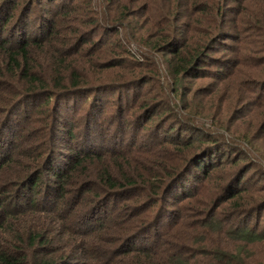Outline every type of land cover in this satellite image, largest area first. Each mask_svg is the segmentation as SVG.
<instances>
[{
    "label": "trees",
    "instance_id": "trees-1",
    "mask_svg": "<svg viewBox=\"0 0 264 264\" xmlns=\"http://www.w3.org/2000/svg\"><path fill=\"white\" fill-rule=\"evenodd\" d=\"M258 141L264 0H0V264H264Z\"/></svg>",
    "mask_w": 264,
    "mask_h": 264
},
{
    "label": "rangeland",
    "instance_id": "rangeland-1",
    "mask_svg": "<svg viewBox=\"0 0 264 264\" xmlns=\"http://www.w3.org/2000/svg\"><path fill=\"white\" fill-rule=\"evenodd\" d=\"M129 50L132 52V53H134L135 52V47H134V45L133 44H129ZM112 97V100H114V96H111ZM110 107L111 106H108L107 107V110H110ZM201 121L205 124V125H207L209 122H210V120L208 119V118H206V117H204V118H201ZM258 144H253V146H251V145H249V147H250V150H249V155H250V157H251V159L252 160H254L255 161V159H257L259 162H260V164H259V166H258V169L259 170H261V171H264V147L263 146H260L259 144L261 143V141H258L257 142ZM246 146V145H245ZM247 147V146H246ZM250 173H252V170H250L249 172H248V174H250ZM247 174V175H248ZM263 215H264V210H263ZM259 255L260 257L264 254V245H262V246H259L258 248H257V250H256V254L255 255Z\"/></svg>",
    "mask_w": 264,
    "mask_h": 264
}]
</instances>
